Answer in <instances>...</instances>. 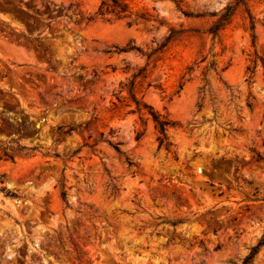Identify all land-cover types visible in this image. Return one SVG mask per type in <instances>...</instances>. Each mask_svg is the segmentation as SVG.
I'll list each match as a JSON object with an SVG mask.
<instances>
[{"label":"rangeland","instance_id":"obj_1","mask_svg":"<svg viewBox=\"0 0 264 264\" xmlns=\"http://www.w3.org/2000/svg\"><path fill=\"white\" fill-rule=\"evenodd\" d=\"M101 1L0 0V264H241L264 234V0L216 37L235 0H126L132 23Z\"/></svg>","mask_w":264,"mask_h":264},{"label":"trees","instance_id":"obj_2","mask_svg":"<svg viewBox=\"0 0 264 264\" xmlns=\"http://www.w3.org/2000/svg\"><path fill=\"white\" fill-rule=\"evenodd\" d=\"M174 1L177 3V6L183 10L185 15L193 16L192 13L183 9V6L181 5L180 0H174ZM247 3H248V0H235L234 4L227 5L224 8V11L220 15V17L217 19V21H215L209 27L208 32L212 33L213 37L218 36L221 29H223L231 21V19L234 15L236 9L238 8V6H240L241 4L247 6ZM96 13L102 17H105L107 15H114L117 18H124V17L132 18V20L129 23L135 22L139 19L148 20L151 18L150 15H147L144 12H134L126 0H102ZM197 16H200V14H197ZM251 18H252L251 19V27L254 28L255 24H256L255 19L252 15H251ZM163 46H165V44H163L161 47H163ZM130 48L140 50V48H138L136 46H131ZM149 56H151V54H149ZM262 58H263L262 59L263 65H264V57H262ZM133 97H134V94H133ZM134 98L137 102L138 109L141 110V108H142L141 107V105H142L141 101L136 99V97H134ZM151 113H152L153 120L155 122L156 130L158 132L157 139L159 141V146L161 147L164 145L169 149L171 147V145L173 144L171 139H170L169 129L171 127H175L177 125V122L172 120L171 118H169L168 115L161 114V113L153 110L152 108H151ZM73 129H75V128L73 126H71L69 129L66 130V132L69 133ZM113 132L114 131L111 130V133H113ZM102 134L103 133H101V135ZM4 148L12 150V151H17V152H22L23 150H28V149H34V147H29L26 145H21V144L15 145V144H13V142L5 145ZM117 149L122 153V151L118 147H117ZM77 151L78 150H75L73 152V154H75ZM5 154H6L7 158L14 159V157H15L13 153L8 152V151H6ZM126 160H127L129 165L134 164V160L129 156L126 157ZM3 190H5L6 194H8V195H17L15 192H11L7 187H3ZM61 195H62L64 200L67 199V191H66V189H64L63 186H62ZM263 245H264V234L261 237V239L259 240V242L251 248L250 253L244 257L241 264H253V260H254L255 255L259 252L260 248Z\"/></svg>","mask_w":264,"mask_h":264}]
</instances>
